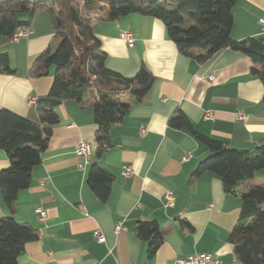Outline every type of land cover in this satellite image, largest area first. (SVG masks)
<instances>
[{
    "label": "crops",
    "instance_id": "1",
    "mask_svg": "<svg viewBox=\"0 0 264 264\" xmlns=\"http://www.w3.org/2000/svg\"><path fill=\"white\" fill-rule=\"evenodd\" d=\"M233 17L235 41L264 37L259 23L264 19V0H237ZM19 18L32 34L17 42L0 36V54L9 55L14 70L0 73V110L39 123L38 101L49 94L55 70L42 78H32L29 72L50 47L55 30L46 12L31 20L26 14ZM93 30L107 54L108 69L130 78L145 66L155 81L145 98L131 101L124 119L111 127L110 142L100 156L95 152L97 94L89 91L82 103L69 101L57 108L59 123L52 129L42 162L14 205L16 220L38 235L25 246L18 264H174L196 254L237 264L229 236L240 218L242 198L226 193L215 174L194 176L211 152L190 132L172 128L169 122L184 114L195 132L238 151L264 145V86L252 74L251 59L224 49L201 63L198 51L194 56L181 53L163 22L151 16L99 21ZM123 31L133 34L134 47L121 38ZM207 113L211 119L205 118ZM142 127L147 129L144 135ZM81 141L94 147L91 162L82 170L76 154ZM95 163L113 177L106 201L88 183ZM9 166L6 152L0 150V172ZM127 166L133 168L131 177L123 176ZM254 186H264V170L242 188L249 191ZM168 191L175 194L174 207H165ZM38 209L46 212L44 221ZM9 215L0 190V218ZM146 222L156 223L162 232L153 257L148 254L150 242L136 233L137 225ZM119 224L123 230L117 234ZM96 231L103 233L104 243L96 241Z\"/></svg>",
    "mask_w": 264,
    "mask_h": 264
},
{
    "label": "trees",
    "instance_id": "2",
    "mask_svg": "<svg viewBox=\"0 0 264 264\" xmlns=\"http://www.w3.org/2000/svg\"><path fill=\"white\" fill-rule=\"evenodd\" d=\"M237 0H48L32 5L29 0H0V36L10 41L16 31L39 12H46L54 27V38L30 68L32 78L49 76L54 68V81L49 94L38 101L39 123L0 110V150L6 152L10 166L0 172V190L10 213L0 218V264H18L25 246L38 239L36 230L20 224L14 205L20 191L30 187L32 173L42 162L52 129L59 123L57 108L65 102L82 103L90 90L97 94L93 104L98 156L110 142L109 132L120 123L131 101H141L151 90L155 78L142 66L134 77H124L106 67L107 54L102 50L93 24L113 22L138 14L159 19L167 36L185 55L204 63L215 54L232 49L249 57L252 74L264 86V37L242 41L232 38L233 7ZM176 8L173 9V7ZM0 73L14 74L9 55L0 54ZM170 126L187 130L211 155L194 176L212 173L218 176L224 191L242 198L241 214L229 236L237 264H264V186L249 191L242 185L264 170V145L250 151H238L221 141L194 131L189 119L179 114L170 119ZM112 175L99 163L93 164L88 183L96 196L106 201L111 192ZM137 236L150 242L149 257L156 255L162 232L154 222L139 223Z\"/></svg>",
    "mask_w": 264,
    "mask_h": 264
},
{
    "label": "built area",
    "instance_id": "3",
    "mask_svg": "<svg viewBox=\"0 0 264 264\" xmlns=\"http://www.w3.org/2000/svg\"><path fill=\"white\" fill-rule=\"evenodd\" d=\"M32 5H41L46 3L48 0H29ZM262 31L264 32V19H260L259 21ZM32 34V29L25 25L20 27L16 33L14 34L13 38L10 40L11 42H17L21 38H27ZM121 38L125 40L129 46V48L134 47L135 39L133 37V34L127 31H123L121 33ZM215 80V75H211L209 77V81L213 82ZM33 102L36 103V99H32ZM242 117V115H241ZM206 119H211L212 116L210 113H207L205 116ZM147 132V129L145 127L141 128V134L144 135ZM94 152L93 144L89 141H81L78 143L76 147V154L78 158L80 159V162L78 163V168L80 170L84 169L86 165H88L91 162V158ZM191 155H186L184 157V161H188ZM134 171L131 166L125 167L123 170V176L124 177H131L133 175ZM175 194L172 191H168L165 194V207H174L175 205ZM40 214V219L44 221L47 217L46 212H44L42 209L37 210ZM123 230L122 225H117L115 227V233H120ZM94 238L98 243H104L105 242V236L100 231H96L94 233ZM174 264H222L221 260L217 257H213L208 254H196L189 257L179 258L175 261Z\"/></svg>",
    "mask_w": 264,
    "mask_h": 264
},
{
    "label": "rangeland",
    "instance_id": "4",
    "mask_svg": "<svg viewBox=\"0 0 264 264\" xmlns=\"http://www.w3.org/2000/svg\"><path fill=\"white\" fill-rule=\"evenodd\" d=\"M176 6H177V5H175V6L173 7V9L176 8ZM90 92L93 93L94 91H93V90H90Z\"/></svg>",
    "mask_w": 264,
    "mask_h": 264
}]
</instances>
